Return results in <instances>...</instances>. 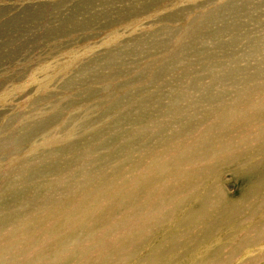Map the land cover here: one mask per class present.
Here are the masks:
<instances>
[{
  "label": "rangeland",
  "instance_id": "rangeland-1",
  "mask_svg": "<svg viewBox=\"0 0 264 264\" xmlns=\"http://www.w3.org/2000/svg\"><path fill=\"white\" fill-rule=\"evenodd\" d=\"M0 264H264V0H0Z\"/></svg>",
  "mask_w": 264,
  "mask_h": 264
},
{
  "label": "bare ground",
  "instance_id": "bare-ground-1",
  "mask_svg": "<svg viewBox=\"0 0 264 264\" xmlns=\"http://www.w3.org/2000/svg\"><path fill=\"white\" fill-rule=\"evenodd\" d=\"M260 90V89H259ZM248 115V114H247ZM251 115V114H250ZM259 115V114H258ZM228 121V120H227ZM225 123V122H224ZM229 124V123H228ZM207 132V131H206ZM246 138V137H245ZM25 139V138H24ZM134 141V140H133ZM249 141V140H248ZM247 141V142H248ZM250 141H252V140H250ZM230 142V141H229ZM251 148V147H250ZM249 148V149H250ZM214 149V148H213ZM262 149H263V147H262ZM257 150V149H256ZM222 151V150H221ZM251 151V150H250ZM243 152V151H242ZM258 152V151H257ZM261 152V151H260ZM247 154V153H246ZM255 154V153H254ZM249 155H247V157H248ZM258 156V155H257ZM246 157V156H245ZM250 159V158H249ZM224 162V161H223ZM211 168V167H210ZM198 180V179H197ZM191 184H193V183H191ZM222 193V192H221ZM61 243V242H60Z\"/></svg>",
  "mask_w": 264,
  "mask_h": 264
}]
</instances>
